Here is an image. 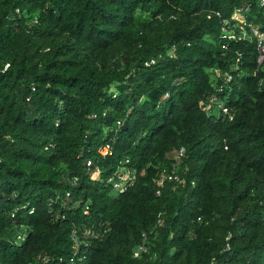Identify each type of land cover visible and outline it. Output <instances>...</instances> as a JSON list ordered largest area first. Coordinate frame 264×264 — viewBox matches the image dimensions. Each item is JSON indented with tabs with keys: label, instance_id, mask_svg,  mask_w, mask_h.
I'll return each mask as SVG.
<instances>
[{
	"label": "trees",
	"instance_id": "obj_1",
	"mask_svg": "<svg viewBox=\"0 0 264 264\" xmlns=\"http://www.w3.org/2000/svg\"><path fill=\"white\" fill-rule=\"evenodd\" d=\"M259 1L0 0V264H264V71L206 18Z\"/></svg>",
	"mask_w": 264,
	"mask_h": 264
},
{
	"label": "built area",
	"instance_id": "obj_2",
	"mask_svg": "<svg viewBox=\"0 0 264 264\" xmlns=\"http://www.w3.org/2000/svg\"><path fill=\"white\" fill-rule=\"evenodd\" d=\"M260 5H264V0L259 1ZM248 14H249V7L245 8H235L232 10L230 16L228 18H222L221 15L217 12H211L206 15L207 19L212 18L213 16L217 17L220 20V30L221 34L224 37L229 36L232 40H246L247 42H254L255 43V48L257 52L256 56V63H257V68L255 69L254 74L256 71H264V33L261 32L253 22L248 21ZM239 61V60H237ZM154 63V60H150L149 62H146L145 65L149 66ZM225 81L229 82L232 79V76L230 74H225L224 75ZM262 83V79L260 81ZM214 107H217L222 114L228 115V109L225 108L221 103L218 101L211 99L210 103L206 106V110H213ZM229 117V119H231ZM120 122H117V126H120ZM97 153L101 157H106L111 155V147L109 145H104L100 147L97 150ZM184 154V149L181 148L176 157L175 160H177V164L180 160V158ZM87 167L91 166V162L88 161L86 163ZM94 179L97 178L98 176V169L96 170V173H94ZM135 181V172L133 170H130L126 168L125 166L120 167L117 169V171L110 176L106 183L111 187L112 191L115 193H122L125 192L128 188H130ZM166 182H171V183H180L181 180L178 175L174 173V171H171L170 173H164L162 174L156 181V185L158 187L163 186ZM157 195L160 193V189L157 190ZM69 194H67V197ZM89 212L88 206L86 205L83 209V214L87 215ZM91 234H93L91 232ZM94 235V234H93ZM143 240L142 242L138 245L137 249L134 251L133 256L135 258H140V256L147 251V247L145 245L146 241V235L143 234ZM24 236H18V240H23ZM71 240L73 242V248L77 249L79 240L77 239V232L74 229L71 234H70ZM94 237H97V235ZM49 258L44 256V258H39V261L44 263L47 261ZM61 259L59 260V262ZM73 262V260H71Z\"/></svg>",
	"mask_w": 264,
	"mask_h": 264
},
{
	"label": "rangeland",
	"instance_id": "obj_3",
	"mask_svg": "<svg viewBox=\"0 0 264 264\" xmlns=\"http://www.w3.org/2000/svg\"><path fill=\"white\" fill-rule=\"evenodd\" d=\"M212 114L215 116H219L220 115V110L217 107H214L212 110ZM96 176V175H94Z\"/></svg>",
	"mask_w": 264,
	"mask_h": 264
}]
</instances>
